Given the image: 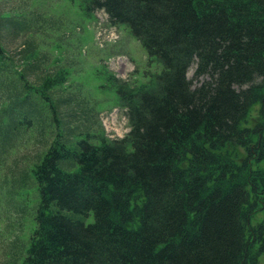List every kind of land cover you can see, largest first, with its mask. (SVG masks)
I'll return each mask as SVG.
<instances>
[{"label":"trees","instance_id":"obj_1","mask_svg":"<svg viewBox=\"0 0 264 264\" xmlns=\"http://www.w3.org/2000/svg\"><path fill=\"white\" fill-rule=\"evenodd\" d=\"M92 4L161 69L139 87L116 78L125 137L51 145L23 264H262L264 0Z\"/></svg>","mask_w":264,"mask_h":264},{"label":"rangeland","instance_id":"obj_2","mask_svg":"<svg viewBox=\"0 0 264 264\" xmlns=\"http://www.w3.org/2000/svg\"><path fill=\"white\" fill-rule=\"evenodd\" d=\"M0 46V264H23L41 204L36 168L51 145L125 137L116 78L139 87L161 65L92 0H0ZM67 213L94 221V212Z\"/></svg>","mask_w":264,"mask_h":264}]
</instances>
